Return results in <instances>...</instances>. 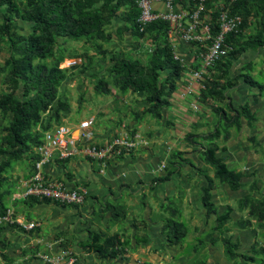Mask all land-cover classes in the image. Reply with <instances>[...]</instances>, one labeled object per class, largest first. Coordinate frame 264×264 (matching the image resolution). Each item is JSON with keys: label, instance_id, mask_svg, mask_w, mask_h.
I'll list each match as a JSON object with an SVG mask.
<instances>
[{"label": "crops", "instance_id": "0c3cea01", "mask_svg": "<svg viewBox=\"0 0 264 264\" xmlns=\"http://www.w3.org/2000/svg\"><path fill=\"white\" fill-rule=\"evenodd\" d=\"M178 49L183 56L192 59L193 51L188 45L181 43ZM261 49L248 51L232 62L227 80L237 81L224 92V100L217 99L216 95L208 96V101L212 102L203 104L201 116L187 120L186 136L193 133L204 137L220 126L218 109L233 116L234 108L249 106L256 117L254 125L249 127L242 118L240 126L228 128V140L223 137L226 130H222L216 140L220 148L216 156L224 160L228 169L243 176L240 191L234 192L228 184L215 180L214 170L203 162L202 147L188 143L183 150L190 164L183 163L179 173L169 182L154 187V179L165 174L158 172L160 164L169 162L174 151L177 138L171 129L155 133L162 139L154 151L142 148L111 160L104 173L98 163L84 159L54 161L45 168L46 176L62 179L72 188H86L89 197L85 206L62 207L31 199L13 201L17 182L7 199V209L14 208L19 216L39 226L33 231L17 226L3 227L0 230V264H45L40 259L42 254H54L66 248L76 254L77 264H262V256H255L253 249L264 248V226L249 215L248 209H239V201L244 196L264 198V89L249 86L242 77L250 75L264 87V49ZM221 75L218 69L216 77ZM185 83L184 75L179 85ZM95 119L93 116L91 120ZM92 131L98 145L117 136L112 128L97 130L92 127ZM29 175L27 172L22 177ZM207 177L214 180L210 194L218 215L232 208L230 221L221 230H216L217 216L208 217L202 202L204 188L209 185ZM169 198H173L174 203L167 201ZM168 205L170 213L180 212L181 221L188 227L186 241L181 245H172L167 238L165 219L170 218V213L163 207ZM111 207L124 216L115 219L109 211ZM240 222L247 225L241 227ZM90 233L117 237L126 244L121 248L124 254L113 259L101 258L89 248ZM202 239L204 242L199 243ZM222 239L237 245L239 258L236 261L225 256ZM244 257L255 261H247Z\"/></svg>", "mask_w": 264, "mask_h": 264}, {"label": "trees", "instance_id": "16d2710c", "mask_svg": "<svg viewBox=\"0 0 264 264\" xmlns=\"http://www.w3.org/2000/svg\"><path fill=\"white\" fill-rule=\"evenodd\" d=\"M138 0H0V11L5 8V13L0 18V43L7 39L10 42L8 60L0 67V75L3 74V82L8 91L0 96V115L12 119L3 128L6 133L0 146V157L5 159L0 162V214L7 211L5 196L3 194V176L11 168L14 162L20 161L29 155L31 162V174L34 164L38 159L36 148L43 145L44 134L55 126L62 125V113L68 110V106L60 99L59 89L67 79V70L61 68L64 55L56 56L59 50V39L79 41L98 45L97 42H110L113 35L106 31L116 18H120L125 24L117 29L119 36L130 33L135 41H140L147 35L151 38L152 47L148 51L147 60L127 54H115L112 57L113 65L110 68L112 84L122 94L132 92L145 95L146 110L143 115H150L155 119H163V112L171 107L170 98L179 88V83L184 78L185 67L174 59L172 43L169 37V25L166 22L157 21L140 31L138 24L139 10ZM231 0H226L230 2ZM23 3L25 12L19 10L17 3ZM211 8V1L207 4ZM233 15L242 18V25L238 33L229 35L226 44L231 48L228 55L218 63L222 75L216 77L207 86V95L224 100V92L233 87L237 81L227 80L232 62L240 58L248 51H258L264 47V0H236L228 6ZM122 10H129L127 14ZM217 13L212 14V22L216 30ZM15 19H21L29 23L31 32L27 36H15ZM260 27L255 34L244 36L245 30L252 21ZM16 22V23H15ZM1 52V48H0ZM52 60L48 65L47 61ZM227 61L224 63L223 61ZM197 68V66H193ZM244 81L251 87L263 90L264 87L255 81L250 75L242 76ZM110 83L100 78L95 86V94L98 96L109 95ZM220 126L207 136L188 134L186 142L202 147L203 162L214 170V179L219 183L228 184L232 191L238 192L243 188L242 174L228 169L224 160L218 158L216 153L220 150L216 140L222 135L228 140L230 135L228 128L240 126L244 118L247 125L252 127L256 122L255 115L248 105L234 108V115H228L220 108ZM48 115V118H45ZM142 116L137 115V121ZM54 122V123H52ZM42 127V132L36 131ZM135 134V133H134ZM203 140L204 143H201ZM185 153L175 151L171 154L167 163L165 174L154 179L153 186L169 182L172 177L179 173L183 163L190 161L184 158ZM67 162V161H64ZM204 173V172H203ZM26 177V176H25ZM209 185L204 188L202 202L207 209V216L216 215V230H221L230 221L232 208H228L222 215H218L216 206L211 202V190L214 180L207 177ZM52 204L51 201H39ZM174 203L173 198L167 199ZM56 204V203H55ZM168 206L163 210L170 213ZM239 209H248L250 216H254L257 222L264 226V198L253 199L250 195L244 196L239 201ZM115 219L124 215L116 208H109ZM165 219V230L169 243L181 245L186 241L188 227L180 219L177 210L169 214ZM245 222L239 226L245 227ZM225 256L236 261L239 255L236 252L237 245L230 240L222 239ZM203 243L204 240H199ZM122 244L117 237H105L102 234L90 233V250H94L101 258L113 259L123 255ZM255 256H262L260 263H264V248L260 251L253 249ZM247 261L254 262V258L244 257ZM77 264V263H76Z\"/></svg>", "mask_w": 264, "mask_h": 264}, {"label": "built area", "instance_id": "2783aa9c", "mask_svg": "<svg viewBox=\"0 0 264 264\" xmlns=\"http://www.w3.org/2000/svg\"><path fill=\"white\" fill-rule=\"evenodd\" d=\"M211 0H138V24L143 32L150 24L162 21L169 25V37L178 35L182 44L188 45L192 51V60L187 62L176 44H172L174 59L183 67H189V73H184L186 83L182 97H193L199 102L198 91L206 89L203 84L205 77L223 60L231 48L226 39L233 33H238L242 18L233 15L230 8L219 0L214 8L208 9ZM236 0H231V2ZM216 12V30L212 14ZM190 49V50H191ZM78 64L77 61L74 62ZM197 68H193V66ZM195 110L197 104L192 105ZM93 121L86 120L72 128L66 125L54 126L44 134L43 145L36 148L38 159L34 170L28 177L18 181V189L12 200L37 199L51 201L56 204L82 207L85 206L89 192L84 187H69L62 179H51L46 176L45 168L54 161H70L84 159L99 164L104 173L111 160L116 157L130 155L148 146L149 141L139 133L132 134L123 130L118 136L104 145L95 143L92 131ZM168 161L159 166L160 174L165 172ZM17 226L25 231L35 230L39 224L29 222L19 216L14 208H8L0 214V230L5 226ZM40 259L45 264H76L77 256L70 249H62L54 254H42Z\"/></svg>", "mask_w": 264, "mask_h": 264}, {"label": "rangeland", "instance_id": "374dc122", "mask_svg": "<svg viewBox=\"0 0 264 264\" xmlns=\"http://www.w3.org/2000/svg\"><path fill=\"white\" fill-rule=\"evenodd\" d=\"M218 1L219 0H211V8H214V5L217 4ZM233 2L230 1L228 3L226 0H222V3L226 6L231 5ZM17 6L19 10L25 12L23 3L19 2ZM5 10V8L1 9L0 18L4 15ZM121 12L127 14L130 11L122 10ZM15 20L17 22H15L16 25L14 27L15 36L29 35L31 32L29 23L21 19ZM124 24L125 22L120 18L114 19L112 25L106 28V31L113 35L112 40L110 42H97L98 45L96 46L86 43L84 40L66 41L64 39H59V50L56 56L59 57L64 55L65 58L62 60L61 68L67 70V79L59 89L60 99L68 106V110L62 113V125L75 128L79 126L81 122L91 120L93 116H96V119L93 120V128L97 130H108L112 128L114 129V134L117 136L123 130L132 134L139 133L149 141V145L142 148L151 151L157 148L162 139L161 137H156L155 133L158 130L165 131V129H171L176 132L177 138L173 144V152H185L183 148L185 143H187V140L184 138L188 129L187 120H190L191 117L197 118L201 116L203 104L212 102L208 101L207 86L216 78V72L220 69V64L217 63L209 72L208 76L205 77L206 81H204L203 84L206 86V89L198 91L199 102H196L193 97H182L184 86L179 85L178 91L170 98L171 107L163 112V119H155L150 115H143L146 110L145 95L142 93L134 94L132 92L122 94L121 91L112 84L110 78V68L113 65L112 57H114L115 54L131 55L145 62L147 60L148 51L152 47V41L148 35L140 41H135L128 32L119 36L117 34V29ZM259 30L260 27L256 25L253 20L243 35L248 36L250 34H255ZM178 37V35H175L170 38V41L172 44H176L177 47H181V42ZM0 48L1 67L9 58L10 42L7 39L1 41ZM262 49H264V47ZM183 57H185L184 59L187 62L192 60L187 58L186 55ZM51 61V59L48 60L47 64L49 65ZM75 61H77L78 64L75 65ZM189 71L190 68L185 67V73H189ZM3 76V74L0 75V96L8 91L7 85L3 82ZM100 78H104L110 83L109 88L111 94L102 96L95 94V86ZM193 104H197L199 109L195 110L192 106ZM137 115L139 117L143 115L142 120L137 121ZM45 118H48V115ZM11 119V115H9L7 119H3L0 115V146L6 136L3 128ZM53 126H55V124H53ZM117 130L118 132H116ZM36 131L42 132V127H37ZM142 148L140 150H142ZM123 157L125 156L116 157L114 159ZM4 159V156L0 157V162ZM30 169V157L26 155L22 160L14 162L11 168L7 170L2 181L5 202H7V199L15 190L17 182L24 174L29 172ZM150 198L151 197H148V200H151ZM52 204L69 207L55 203Z\"/></svg>", "mask_w": 264, "mask_h": 264}]
</instances>
